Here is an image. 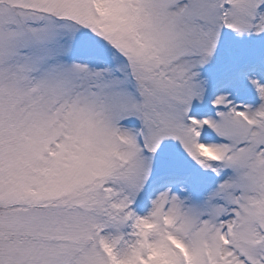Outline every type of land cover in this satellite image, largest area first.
<instances>
[{
	"label": "snow or ice",
	"instance_id": "snow-or-ice-1",
	"mask_svg": "<svg viewBox=\"0 0 264 264\" xmlns=\"http://www.w3.org/2000/svg\"><path fill=\"white\" fill-rule=\"evenodd\" d=\"M0 264H264V0H0Z\"/></svg>",
	"mask_w": 264,
	"mask_h": 264
}]
</instances>
